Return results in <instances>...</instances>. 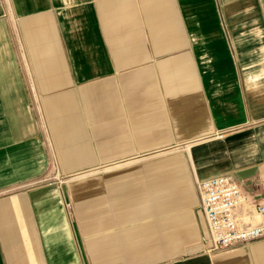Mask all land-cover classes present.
<instances>
[{
  "label": "crops",
  "instance_id": "0c3cea01",
  "mask_svg": "<svg viewBox=\"0 0 264 264\" xmlns=\"http://www.w3.org/2000/svg\"><path fill=\"white\" fill-rule=\"evenodd\" d=\"M218 175L264 200V0H0V264H264Z\"/></svg>",
  "mask_w": 264,
  "mask_h": 264
},
{
  "label": "built area",
  "instance_id": "2783aa9c",
  "mask_svg": "<svg viewBox=\"0 0 264 264\" xmlns=\"http://www.w3.org/2000/svg\"><path fill=\"white\" fill-rule=\"evenodd\" d=\"M42 182L45 180L37 184ZM197 190L213 241V252L264 237V200L244 190L231 175L199 179Z\"/></svg>",
  "mask_w": 264,
  "mask_h": 264
},
{
  "label": "rangeland",
  "instance_id": "374dc122",
  "mask_svg": "<svg viewBox=\"0 0 264 264\" xmlns=\"http://www.w3.org/2000/svg\"><path fill=\"white\" fill-rule=\"evenodd\" d=\"M86 177H87L86 175L85 176H68V177L67 176H53V177H47V178L42 179V180H45V182H42L41 184H47L50 186L52 185L66 186L72 183L73 181H79L82 179H86ZM30 186H34V185H30Z\"/></svg>",
  "mask_w": 264,
  "mask_h": 264
}]
</instances>
